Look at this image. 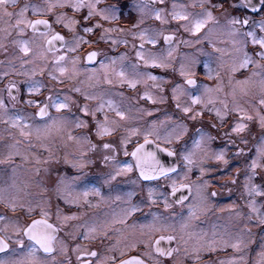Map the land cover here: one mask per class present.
<instances>
[{"label":"snow or ice","instance_id":"obj_1","mask_svg":"<svg viewBox=\"0 0 264 264\" xmlns=\"http://www.w3.org/2000/svg\"><path fill=\"white\" fill-rule=\"evenodd\" d=\"M0 57V264H264V0H0Z\"/></svg>","mask_w":264,"mask_h":264},{"label":"flooded vegetation","instance_id":"obj_2","mask_svg":"<svg viewBox=\"0 0 264 264\" xmlns=\"http://www.w3.org/2000/svg\"><path fill=\"white\" fill-rule=\"evenodd\" d=\"M9 10H11V9H9ZM0 58H2V57H0ZM157 72H158V70H157ZM2 127L3 126L0 125V128H2ZM219 143H220V141H217V144H219ZM237 163H238L237 161H233L232 162V166L235 167L237 165ZM2 168H4V166L3 165H0V169H2ZM229 171H230V169H229ZM217 175H219V173H217ZM10 176H11V170L9 169L8 170V176H4L2 173H0V180L8 179V177H10ZM21 178H23L22 174H21ZM214 182H217V181H214ZM120 187L126 188L125 185H121ZM215 199L218 202V204L221 205V206L222 205H227V204L231 203L232 201H236L239 204H242L243 203V201L240 199V190L238 188L235 189L231 194L225 192L221 196H219V197H217ZM62 207H63V205H62ZM137 215H139V214H137ZM217 215L223 216L225 214L218 213ZM213 219H215V218H213ZM217 222H221V221H217ZM202 226L205 227V228L209 227V225L207 223H205Z\"/></svg>","mask_w":264,"mask_h":264},{"label":"rangeland","instance_id":"obj_3","mask_svg":"<svg viewBox=\"0 0 264 264\" xmlns=\"http://www.w3.org/2000/svg\"><path fill=\"white\" fill-rule=\"evenodd\" d=\"M241 78H242V77H241ZM240 179L242 180L243 177L241 176ZM257 240H258V237H257ZM254 247L258 248V243H257ZM252 255H254V252L252 253Z\"/></svg>","mask_w":264,"mask_h":264}]
</instances>
